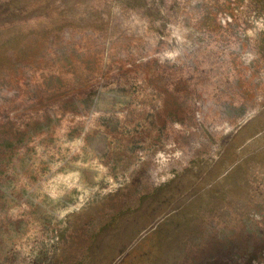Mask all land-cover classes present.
Instances as JSON below:
<instances>
[{
	"label": "rangeland",
	"instance_id": "rangeland-1",
	"mask_svg": "<svg viewBox=\"0 0 264 264\" xmlns=\"http://www.w3.org/2000/svg\"><path fill=\"white\" fill-rule=\"evenodd\" d=\"M131 80L123 113L156 118L159 141L0 264H264V0H0V154L43 130L30 121L63 133L80 112L65 100Z\"/></svg>",
	"mask_w": 264,
	"mask_h": 264
},
{
	"label": "bare ground",
	"instance_id": "bare-ground-1",
	"mask_svg": "<svg viewBox=\"0 0 264 264\" xmlns=\"http://www.w3.org/2000/svg\"><path fill=\"white\" fill-rule=\"evenodd\" d=\"M137 89L139 85L134 80L129 83L109 82L99 88L95 86L83 95L77 93L80 96L72 97L74 100L63 102L65 110L80 111L75 113L78 120L67 125L63 133H53L55 125L52 122L57 116L50 115L28 124L31 129L43 128L39 131L44 132L43 138L39 132L27 131L25 135L14 133L4 138L8 147L15 141L24 142L25 146L21 149L12 145V150L7 149L0 154L6 158L8 165V171L0 168V262L5 260L12 245L27 248L42 230L39 225L47 228L54 224L59 226L58 229L66 230L68 226L64 225V217L68 210L84 202L99 200L96 192L108 194L124 177L130 178L131 170H135L141 162L140 153L147 154L160 139L156 118L133 117L123 113L130 101L135 100ZM89 93L94 95L92 105L87 104ZM152 109L149 104L148 112H153ZM0 135L3 139L7 134ZM24 137L26 139L23 140ZM44 139H53V145L46 144ZM130 154V169L127 170L126 158ZM45 236L42 234L38 238L41 243L47 242Z\"/></svg>",
	"mask_w": 264,
	"mask_h": 264
}]
</instances>
